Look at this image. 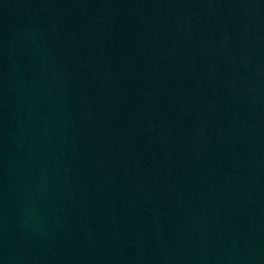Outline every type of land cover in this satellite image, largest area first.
<instances>
[{
	"label": "water",
	"instance_id": "water-1",
	"mask_svg": "<svg viewBox=\"0 0 264 264\" xmlns=\"http://www.w3.org/2000/svg\"><path fill=\"white\" fill-rule=\"evenodd\" d=\"M0 264H264V0H0Z\"/></svg>",
	"mask_w": 264,
	"mask_h": 264
}]
</instances>
